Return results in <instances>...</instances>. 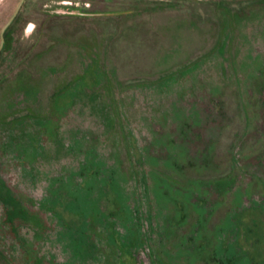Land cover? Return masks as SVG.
Here are the masks:
<instances>
[{"label": "rangeland", "instance_id": "1", "mask_svg": "<svg viewBox=\"0 0 264 264\" xmlns=\"http://www.w3.org/2000/svg\"><path fill=\"white\" fill-rule=\"evenodd\" d=\"M22 13L0 52V264H264V0Z\"/></svg>", "mask_w": 264, "mask_h": 264}, {"label": "flooded vegetation", "instance_id": "2", "mask_svg": "<svg viewBox=\"0 0 264 264\" xmlns=\"http://www.w3.org/2000/svg\"><path fill=\"white\" fill-rule=\"evenodd\" d=\"M28 1L29 0H0V20H2V22H0V34L3 26L7 23L9 19H11L3 32L4 42L0 49V52L5 49L8 37L14 33V27L18 24V21L20 20L23 14L22 11L24 9V6L27 4ZM212 1L223 2L227 0Z\"/></svg>", "mask_w": 264, "mask_h": 264}, {"label": "water", "instance_id": "3", "mask_svg": "<svg viewBox=\"0 0 264 264\" xmlns=\"http://www.w3.org/2000/svg\"><path fill=\"white\" fill-rule=\"evenodd\" d=\"M10 20H11V19H9V20L7 21V23L3 26L2 30H1V34H0V49H1V47H2V45H3V42H4V37H3L4 29H5V27L9 24Z\"/></svg>", "mask_w": 264, "mask_h": 264}, {"label": "trees", "instance_id": "4", "mask_svg": "<svg viewBox=\"0 0 264 264\" xmlns=\"http://www.w3.org/2000/svg\"><path fill=\"white\" fill-rule=\"evenodd\" d=\"M2 189H3V187H2V185H0V192L3 191ZM128 243H129V242H128ZM128 243H122V244H124V245H123V246H124L123 249H126L127 247L130 248V247H132V246L134 245V243H131V245L129 246L130 243H129V244H128ZM126 246H127V247H126ZM134 247H135V245H134ZM132 248H133V247H132ZM130 249H131V248H130Z\"/></svg>", "mask_w": 264, "mask_h": 264}]
</instances>
